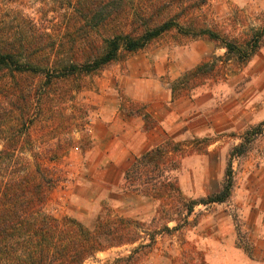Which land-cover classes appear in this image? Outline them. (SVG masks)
<instances>
[{"label":"rangeland","instance_id":"rangeland-1","mask_svg":"<svg viewBox=\"0 0 264 264\" xmlns=\"http://www.w3.org/2000/svg\"><path fill=\"white\" fill-rule=\"evenodd\" d=\"M9 4L33 19H58L52 10L53 0H0V9ZM202 12L210 24H216L221 33L241 46L259 36L260 48L245 64H238L234 58H225L220 42L207 38L176 40L175 33L165 34L80 81L53 83L48 96L40 102L35 98L38 109L30 113V134L21 137L24 152L19 155L43 163L56 175L44 205L47 214L70 217L91 228L98 216L110 213L131 218L154 234V241L142 250L136 264H205L204 252L216 251V244L228 231L236 237L237 247L239 243V248L244 251L246 247L252 254L250 237L262 234L258 224L264 221V214L260 223L253 222L255 214L264 210L251 209L249 204L260 203L264 208V126L256 134L245 136V132L264 120V0H206ZM146 61L151 66L138 74L134 95L154 91L150 102L128 97L114 75L128 76L122 78L126 85L133 71ZM204 61L213 63L214 71L174 98L170 82ZM38 77H27L20 83L38 88L43 83ZM6 80L4 77L0 83ZM107 81L115 87L122 113L139 117L143 130L161 126V142L169 138L178 144L180 168L176 175L181 193L195 200L217 193L229 167L232 184L226 201L196 204L187 222L179 221L177 229L167 230L164 225L171 228L176 223L169 221L171 215L157 213L158 201L122 187L124 171L146 150L136 155L120 154L128 141L124 135L121 138L116 127L108 138L96 140L104 136V127L95 128L93 123L99 116L96 94L100 84ZM76 85L82 86L71 90ZM150 103L154 115L148 110ZM20 105L25 106L23 102ZM0 106L2 145L8 126L15 121L7 102L0 101ZM141 111L148 113L153 125L144 120ZM245 137L250 140L244 141ZM241 142L246 150L231 155ZM135 245L98 252L84 264L126 255Z\"/></svg>","mask_w":264,"mask_h":264},{"label":"trees","instance_id":"trees-1","mask_svg":"<svg viewBox=\"0 0 264 264\" xmlns=\"http://www.w3.org/2000/svg\"><path fill=\"white\" fill-rule=\"evenodd\" d=\"M53 3L57 20L30 18L10 4L0 9V80L7 78L0 83V101L7 102L15 121L8 126L0 145V264H84L98 252L131 244L136 245L128 254L99 264H136L142 250L154 241V234L141 229L131 218L106 213L88 228L73 218H56L45 212L56 175L43 163L19 155L24 152L21 137L30 134V113L38 109L37 102L44 95L48 96L53 83L80 81L165 34L175 33L176 40L207 38L220 42L225 58H234L238 64H245L261 42L256 36L241 46L226 37L216 24L206 20L202 12L206 0H53ZM214 68L213 63L204 61L185 71L170 82L172 96L180 97ZM35 76L43 81L38 88L20 83ZM15 111L18 113L13 114ZM141 115L145 121L151 120L145 111ZM263 126L264 120L246 131L245 136L261 132ZM179 150L178 144L168 138L135 157L123 173L124 189L158 201L157 213L171 215L169 221L176 224L171 228L164 225L167 230L177 229L179 221L187 222L196 204L226 201L232 184L228 167L217 193L199 200L185 197L176 175L180 168ZM245 150L241 142L231 155H240ZM244 251L251 256L250 249L244 247Z\"/></svg>","mask_w":264,"mask_h":264},{"label":"crops","instance_id":"crops-1","mask_svg":"<svg viewBox=\"0 0 264 264\" xmlns=\"http://www.w3.org/2000/svg\"><path fill=\"white\" fill-rule=\"evenodd\" d=\"M130 64L128 63V66ZM151 64L149 62H144L139 68H136L131 74V79L128 84H122L123 74H117L113 72V74L119 78V88L123 89L124 94L128 97L133 98L135 100H150V97L154 95V91L150 92H141V95H134L136 92V87L139 84L138 74L144 72L146 68H150ZM130 67V66H129ZM153 86V85H152ZM151 89H153L151 87ZM96 101L98 104V112L94 118L93 123L96 128L98 125L104 127L103 129V137H97L96 140L103 139L110 135L112 128H118L120 131L121 138L123 139V135L126 136L128 145L124 146L120 150V154L127 155H136L139 154L148 148L160 143L163 140V129L161 126H155L150 130H143V122L137 116H130L128 114H124L119 109V101L116 95V90L113 85L106 83H101L96 94ZM148 110L154 115L155 109L154 106L150 103L148 106ZM116 140V139H115ZM117 141V140H116ZM257 207L259 211L264 210L263 207L260 206V203H251L249 204V208L253 209ZM264 211H261V215L255 214L256 219L255 222H261L260 217H262ZM252 223V224H253ZM258 230L262 231L255 237H250L254 244V251L251 256H248L244 251L236 246L235 240L236 237L231 232L226 235H222V240L216 244V251L208 250L206 253L204 252V262L205 264H264V221L258 224ZM261 228V229H260Z\"/></svg>","mask_w":264,"mask_h":264}]
</instances>
